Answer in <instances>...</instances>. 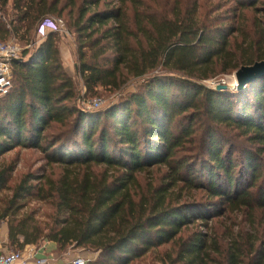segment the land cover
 Wrapping results in <instances>:
<instances>
[{
	"label": "trees",
	"instance_id": "obj_1",
	"mask_svg": "<svg viewBox=\"0 0 264 264\" xmlns=\"http://www.w3.org/2000/svg\"><path fill=\"white\" fill-rule=\"evenodd\" d=\"M232 1L250 9L258 0ZM185 2L0 0L1 12L8 5L12 12L0 20V42L21 31L25 46L37 42L10 62V89L0 97V203L17 166L5 160L9 153L35 150L60 169L38 189L29 183L44 178L12 189L0 210V222L15 210L6 226L11 249L52 243L59 254L97 253L87 264H132L170 244V264H264V78L240 91V101L199 83L263 61L264 29L256 23L258 34L236 55L226 50V29L207 27L197 0ZM46 19L66 21L85 94L144 79L139 91L86 109L90 101L77 100L63 64L64 34L38 40ZM154 168L166 179L143 190L139 177ZM193 193H203V204ZM32 197L54 203L64 216L59 228L45 232L30 215L16 219V203ZM212 218L223 222L210 226ZM196 223L213 233L184 236Z\"/></svg>",
	"mask_w": 264,
	"mask_h": 264
},
{
	"label": "rangeland",
	"instance_id": "obj_2",
	"mask_svg": "<svg viewBox=\"0 0 264 264\" xmlns=\"http://www.w3.org/2000/svg\"><path fill=\"white\" fill-rule=\"evenodd\" d=\"M243 2H252L253 0H241ZM185 0H183L182 8L186 7ZM103 9V6H100L97 10L100 11ZM197 9H198V15H201L202 20H204V23H206L207 27L209 28H219L221 29L224 27L226 29L222 30L224 32L225 38L229 40V45L226 50L231 51L232 53H236L235 51L240 48H245L248 44H250L251 39L254 38L257 27L256 23L261 26V29H264V0H258L256 2L255 7L250 9H240L238 5L233 2L232 0H197ZM52 19H58L54 16H48ZM9 19H12V12L10 10V5H8L5 9V11L0 10V20L3 22H8ZM61 26H62V36H67V40L69 45H62L61 46V55L66 58L65 62L67 63L65 65V62L63 63L66 67L65 69L68 71V73L72 76V78L76 79V86L78 89V96L77 100L84 99L86 101H92V100H101V109L110 107L112 105H115L119 102L121 99L127 98L131 93L138 92L141 85L144 83V79H131L129 80L118 92H109L108 90L104 89H98L95 94L87 95L85 94V90L82 87V82L80 77L76 74L77 73V62L75 57L72 58V52L74 54V37L69 33L68 29L66 28V21L64 19L60 20ZM258 31V30H257ZM234 32V33H232ZM23 31L21 33H18V36H12L10 39L7 40V43H13L20 47L21 52H23L27 46H25V36L22 37ZM214 34V33H213ZM215 35V34H214ZM15 37V38H14ZM27 37V36H26ZM23 40H22V39ZM60 38V36H59ZM216 40V37H213ZM36 41V40H35ZM63 43V40L59 43V47ZM236 55H240V51L236 53ZM16 60V59H14ZM220 68L217 69L219 71ZM236 72V71H235ZM235 72L227 73V74H221L217 75L216 77H212L208 80H203L200 83L203 87L215 89L217 85H225L228 87V92L230 93H238L239 95H236V99L240 101L242 97V93H239L236 85V81L234 78ZM77 75V76H76ZM253 82V81H252ZM250 82V83H252ZM234 83V84H233ZM248 83L247 86L250 84ZM232 85V86H231ZM247 86L245 87V91ZM222 92V91H220ZM78 102V101H77ZM95 111V110H92ZM227 139L230 137V135L226 136ZM242 142H240V145ZM245 147V145H243ZM69 150L74 151L73 147H67ZM236 160V163L240 162L241 155L234 154V158ZM6 161H15L16 162V168L14 170V173L12 174L11 180L8 185L7 191L2 192L1 194V203H0V210L2 208H7L9 205L10 198L12 196V189L17 186V184H20L21 181L25 179H43V181L37 182L33 181L29 183V186H34L35 188H39L41 184H43L47 180H53L55 181L57 178V173L60 169L57 167H48L44 161V155L41 154L38 151L32 150V151H26L23 149H17L11 153H9L5 157ZM166 171L164 169H152L151 175H142L139 177L140 185L142 186L143 190H145V187L151 183L155 187H159L160 185H163V182L166 179ZM205 182V181H203ZM194 194V193H193ZM195 196V194H194ZM197 203L203 204L205 201V197L203 196V193H197L196 196L193 199ZM192 200H186V202H191ZM185 201H183L184 203ZM22 204V209L17 212L16 219L24 218L26 216H31V220L34 224H36L38 227L43 229L45 232L49 230H54L59 228V224L62 219H64L63 214L59 215V213L56 210V206L54 203L45 201L41 202L37 199H27L23 203H16V205ZM20 208V205H18ZM15 210L11 212V215L9 218L3 220L0 222V226H4L6 228L7 223L11 220V218H14L12 214H14ZM214 218V217H213ZM210 220L208 222V225L212 226L216 225L219 227V224L223 222V220L219 221V224H216V219ZM241 219L238 218L237 224H241ZM225 223V226L232 225V222L229 220ZM200 223H196V225L189 227L186 232L184 233V236H187L188 234H192L193 232H202L207 233L208 237L213 232H209L205 228H197V225ZM236 230V228H235ZM170 244L161 246L156 252H149L146 256L141 258L139 261H134L132 264H170L169 261H165V255L169 253L170 251ZM73 250V254H76L86 260H88L89 263L97 260V253H94L92 251H83V250H75V249H68ZM11 251H17L15 249H11L8 252ZM174 251V250H173ZM7 252V253H8ZM177 252V249L175 248V251ZM173 252V253H174Z\"/></svg>",
	"mask_w": 264,
	"mask_h": 264
},
{
	"label": "built area",
	"instance_id": "obj_3",
	"mask_svg": "<svg viewBox=\"0 0 264 264\" xmlns=\"http://www.w3.org/2000/svg\"><path fill=\"white\" fill-rule=\"evenodd\" d=\"M61 21H53L46 19L42 22L38 29V40L44 39L48 32L62 33ZM37 42L31 43L26 48L33 47ZM21 55V49L18 45L11 43L0 42V97L7 94L10 89L11 70L10 62L14 59H19ZM101 100H92L85 102L83 106L86 109H98L101 107ZM0 264H48L46 259L36 258L32 252H28L27 255L23 251H11L8 253L0 252ZM69 264H87V260L75 255L73 256Z\"/></svg>",
	"mask_w": 264,
	"mask_h": 264
},
{
	"label": "crops",
	"instance_id": "obj_4",
	"mask_svg": "<svg viewBox=\"0 0 264 264\" xmlns=\"http://www.w3.org/2000/svg\"><path fill=\"white\" fill-rule=\"evenodd\" d=\"M64 42L66 45H69L67 36H64L63 43H61L60 48L62 45H65ZM61 57L64 63L66 58H64L62 55ZM66 64L67 63L65 62V65ZM10 250L11 248L8 246L7 230L4 226L1 225L0 226V252L7 253ZM22 251L25 255H27L28 252H32V254L36 258L46 259L48 261V264H69L70 259L76 255V254L71 253L73 252V250H67L64 253L59 254L58 252H56V247L52 243H43L39 247L28 246Z\"/></svg>",
	"mask_w": 264,
	"mask_h": 264
},
{
	"label": "water",
	"instance_id": "obj_5",
	"mask_svg": "<svg viewBox=\"0 0 264 264\" xmlns=\"http://www.w3.org/2000/svg\"><path fill=\"white\" fill-rule=\"evenodd\" d=\"M234 78L238 91L244 90L248 83L256 79L264 78V60L256 62L251 66L239 68L235 72ZM215 90L225 92L228 90V87L225 85H217Z\"/></svg>",
	"mask_w": 264,
	"mask_h": 264
},
{
	"label": "bare ground",
	"instance_id": "obj_6",
	"mask_svg": "<svg viewBox=\"0 0 264 264\" xmlns=\"http://www.w3.org/2000/svg\"><path fill=\"white\" fill-rule=\"evenodd\" d=\"M234 84V83H233ZM232 86V85H231Z\"/></svg>",
	"mask_w": 264,
	"mask_h": 264
}]
</instances>
